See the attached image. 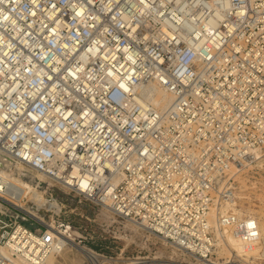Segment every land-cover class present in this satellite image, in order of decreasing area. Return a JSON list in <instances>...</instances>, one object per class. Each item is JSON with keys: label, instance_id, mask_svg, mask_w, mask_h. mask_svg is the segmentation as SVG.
I'll list each match as a JSON object with an SVG mask.
<instances>
[{"label": "built area", "instance_id": "1", "mask_svg": "<svg viewBox=\"0 0 264 264\" xmlns=\"http://www.w3.org/2000/svg\"><path fill=\"white\" fill-rule=\"evenodd\" d=\"M259 150L264 0H0V264H256Z\"/></svg>", "mask_w": 264, "mask_h": 264}, {"label": "bare ground", "instance_id": "2", "mask_svg": "<svg viewBox=\"0 0 264 264\" xmlns=\"http://www.w3.org/2000/svg\"><path fill=\"white\" fill-rule=\"evenodd\" d=\"M147 92H148L149 95H151V98H152L153 102L159 108H164L165 106H167V104L170 101V97L169 96L164 95L161 91H158L156 89L153 90L152 88H149ZM262 150H259L258 152H256L257 157L263 156L264 151H262ZM14 171H18L19 173H21L24 170L22 169V167H20L18 165H16L13 168L11 167L10 164H6L4 167H0V175L3 177V180H2L3 183L8 184V185H12V186H16L20 190L25 191L26 193L31 194V198L32 199L38 200V201H42L43 200L42 194L41 193H38L39 191L34 190L33 187H31V184L29 182H26L23 179H21L19 177V175H16L15 174ZM240 210L243 211L245 209L244 208L243 209L242 208L241 209L240 208H237L233 204L232 206H230V208L225 213H227V214L228 213H237V211L239 212ZM260 227H261L262 232H263V226H261V222H260ZM227 237L229 239V244H230L231 248H233L236 251H240L241 248H242L241 242L239 240L233 238L231 235H228ZM75 248L78 250V252H80V254L85 259V261L86 260H89L91 262H94V264H104L103 263L104 260H100L97 263V261L95 259V256H93L92 254H90V252H87L86 250L81 249V248H77V247H75ZM1 253L4 254V255H6V256H10V253L7 250H5V249H2L1 250ZM253 253H255V254H253ZM248 254L250 256L251 255H254V256H256V255L264 256V236H263L260 244L255 249H253L251 252L247 253V255ZM13 260L17 264H28V261H26L25 258L17 257V258H13ZM138 260H139V258H138ZM133 263L134 264H139L140 261H135ZM43 264H62V263L58 262L57 257L50 256L48 258V260L45 263H43Z\"/></svg>", "mask_w": 264, "mask_h": 264}, {"label": "rangeland", "instance_id": "3", "mask_svg": "<svg viewBox=\"0 0 264 264\" xmlns=\"http://www.w3.org/2000/svg\"><path fill=\"white\" fill-rule=\"evenodd\" d=\"M5 163H1L3 165ZM4 167V166H3ZM5 169V168H4ZM244 188L242 189V195H244V199H241L238 204L237 208H244L243 212L255 215L256 217H259L261 226H263V236H264V191H259V189H254L250 187V184L247 183L246 185H243ZM40 193V192H38ZM228 210V209H227ZM129 247L128 252L126 253V256L129 257L130 261H141V259L146 258L148 256V253L146 251H138V249L134 248V244H131V239L129 241ZM136 243V241H135ZM158 250L160 252H164L165 248L161 247L160 245H157ZM76 250H66L65 253H61L59 257H57L58 262L62 264H86L87 262L82 257L80 252ZM257 252V251H256ZM255 252V253H256ZM253 253V254H255ZM70 254V255H69ZM108 255H112L113 257H116L115 253L108 252ZM261 260H257L255 262L256 264H264V256H261ZM259 259V258H257Z\"/></svg>", "mask_w": 264, "mask_h": 264}]
</instances>
